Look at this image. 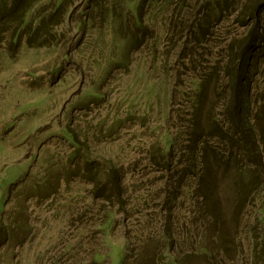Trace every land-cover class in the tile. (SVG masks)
Here are the masks:
<instances>
[{
    "label": "rangeland",
    "instance_id": "obj_1",
    "mask_svg": "<svg viewBox=\"0 0 264 264\" xmlns=\"http://www.w3.org/2000/svg\"><path fill=\"white\" fill-rule=\"evenodd\" d=\"M62 1L0 48V264H264V143L244 193L199 188L191 142L218 144L230 47L259 36L264 124V0Z\"/></svg>",
    "mask_w": 264,
    "mask_h": 264
},
{
    "label": "trees",
    "instance_id": "obj_2",
    "mask_svg": "<svg viewBox=\"0 0 264 264\" xmlns=\"http://www.w3.org/2000/svg\"><path fill=\"white\" fill-rule=\"evenodd\" d=\"M40 1L42 0H0V48L3 47L7 39L22 42L24 31L30 24L29 21L26 22L27 14ZM68 1L63 0L57 5V10L60 11L64 8ZM112 16L117 19L121 18L115 13ZM62 20L61 17L53 22L52 26H59L63 22ZM262 44L263 37L259 36L257 39L242 41L237 47L236 45L230 47L229 60L225 68L228 78L227 85H229L224 87L228 91L227 102L223 105L221 121H216L213 116L216 123L223 124V127L219 129V142L216 145L211 144L212 136H207L210 140L204 141L203 136L199 134L196 136V140L191 141L198 149L197 157L202 164L197 175L199 188H207L204 177L209 175L212 170L221 171V173L232 172L233 177L238 176L235 178L236 184L240 189H244V193L249 191L251 193L262 184V181L260 183L259 180H262L263 174L258 168L261 166L262 169L263 165L262 153L259 150L260 145L264 143V124H260L259 113L253 115L250 112L252 92L250 74L254 73L257 65V62H250L256 59L254 54L261 50ZM204 86L203 84L200 88H204ZM249 137H251L250 141ZM169 144L171 146L173 142L171 141ZM254 151H259L260 155L256 153L253 157ZM234 160L235 164L233 165ZM217 186L218 181L213 190L208 192L215 195ZM198 198H201L199 209L204 208L209 202L207 194L199 195ZM258 259L264 263V251L258 255Z\"/></svg>",
    "mask_w": 264,
    "mask_h": 264
}]
</instances>
